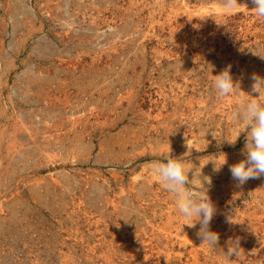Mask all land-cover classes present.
Here are the masks:
<instances>
[{
  "label": "rangeland",
  "instance_id": "1",
  "mask_svg": "<svg viewBox=\"0 0 264 264\" xmlns=\"http://www.w3.org/2000/svg\"><path fill=\"white\" fill-rule=\"evenodd\" d=\"M238 2L0 0V264H225L235 240L227 264H264V177L229 171L231 113L264 78V19ZM228 66L245 93L221 100ZM165 158L194 168L214 246L154 174Z\"/></svg>",
  "mask_w": 264,
  "mask_h": 264
},
{
  "label": "clouds",
  "instance_id": "2",
  "mask_svg": "<svg viewBox=\"0 0 264 264\" xmlns=\"http://www.w3.org/2000/svg\"><path fill=\"white\" fill-rule=\"evenodd\" d=\"M222 7L226 14H232L240 10L242 6H246L238 2V0H221ZM254 7L252 10L258 18L264 19V0H252ZM214 89L217 98L224 99L232 95H239L241 90L239 82H234L231 74V66L226 67L218 75L213 76ZM251 79L254 81L252 92L258 93L254 97L248 93L240 95L238 103L231 113V120L241 126V133L246 134V142L242 152L245 156L229 167L231 177L237 182V186H243L251 179H260L264 177V78L253 75ZM239 137V136H238ZM235 141H227L235 144ZM186 146L190 145L186 139ZM213 171L219 172L227 163V157L224 154L222 162L217 166L215 161ZM194 168H189L187 162L180 159L165 158L163 162L156 161L153 163V172L165 189L176 197V206L183 219L186 221L184 225L189 228H196L199 224L197 236L202 238V243L207 242L209 246L218 243V234L210 230V223L216 213L214 204L210 197L201 192H194L189 188V184L195 179H189V172ZM203 185H211L210 177H203L201 173L199 177ZM229 223H234L231 216L228 217ZM118 226V225H117ZM235 248L228 247L225 257V264L228 259L238 254L239 240H235Z\"/></svg>",
  "mask_w": 264,
  "mask_h": 264
}]
</instances>
